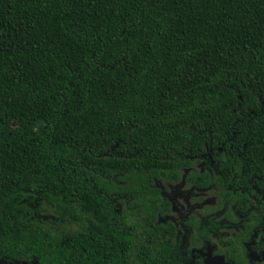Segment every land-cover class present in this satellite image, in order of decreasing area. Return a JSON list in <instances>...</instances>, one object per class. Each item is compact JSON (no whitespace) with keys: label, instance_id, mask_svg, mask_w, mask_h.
I'll list each match as a JSON object with an SVG mask.
<instances>
[{"label":"trees","instance_id":"16d2710c","mask_svg":"<svg viewBox=\"0 0 264 264\" xmlns=\"http://www.w3.org/2000/svg\"><path fill=\"white\" fill-rule=\"evenodd\" d=\"M210 160L253 209L264 0H0V264H177L162 185Z\"/></svg>","mask_w":264,"mask_h":264},{"label":"flooded vegetation","instance_id":"af4514ba","mask_svg":"<svg viewBox=\"0 0 264 264\" xmlns=\"http://www.w3.org/2000/svg\"><path fill=\"white\" fill-rule=\"evenodd\" d=\"M208 163L209 166L201 161L191 168H184L182 177L186 173L188 184L212 192V185L200 187L188 179L196 168L201 173L215 165L212 160ZM165 197L170 201V210L163 220L172 224L170 229L173 230L166 238L177 250L180 258L177 264H264V192L251 196L248 203L253 209L248 211L235 210L233 205L232 209H226V204L220 202V194L213 192L203 202L195 203V207L176 211L172 209L171 199ZM250 214L260 215L261 219L253 220L249 218ZM253 222L258 223L253 228L245 225ZM132 261L135 263L137 259ZM2 264L38 263L5 261Z\"/></svg>","mask_w":264,"mask_h":264},{"label":"rangeland","instance_id":"374dc122","mask_svg":"<svg viewBox=\"0 0 264 264\" xmlns=\"http://www.w3.org/2000/svg\"><path fill=\"white\" fill-rule=\"evenodd\" d=\"M187 176L184 173L182 179L177 183L163 184L162 187L165 188L164 195L171 199L172 209H189L195 207L194 204L199 201H204L212 192L209 190H201L194 188L186 182ZM198 205H196L197 207Z\"/></svg>","mask_w":264,"mask_h":264}]
</instances>
